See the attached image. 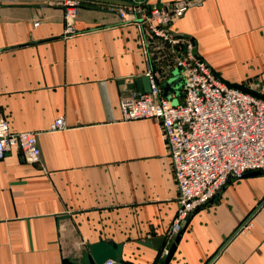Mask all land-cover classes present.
Masks as SVG:
<instances>
[{"label":"crops","instance_id":"0c3cea01","mask_svg":"<svg viewBox=\"0 0 264 264\" xmlns=\"http://www.w3.org/2000/svg\"><path fill=\"white\" fill-rule=\"evenodd\" d=\"M118 3L80 0L68 34L61 0H0V118L40 147L37 162L19 147L0 158V264L83 262L103 239L122 243L123 264H162L173 240L160 123L123 120L119 102L144 92L148 70L173 104L181 81L168 44ZM169 29L222 80H264V0H200ZM59 116L65 128L50 130ZM177 233L165 264H264V172L227 179Z\"/></svg>","mask_w":264,"mask_h":264},{"label":"built area","instance_id":"2783aa9c","mask_svg":"<svg viewBox=\"0 0 264 264\" xmlns=\"http://www.w3.org/2000/svg\"><path fill=\"white\" fill-rule=\"evenodd\" d=\"M61 4L66 33L72 34L80 0H61ZM189 4L180 0L162 8L116 7L122 21L140 20L147 34L168 44L181 81V100L173 104L161 95L154 74L148 70L150 92H133L119 102L123 120L155 118L160 123L176 188L177 208L168 228L169 237L227 179H237L250 170L264 171V99L219 79L195 53L189 38L173 35L169 25ZM249 83L242 85L264 94L260 82L252 81L256 88ZM64 128L62 116L50 126L55 131ZM10 147H19L28 162L40 159L36 133L12 131L6 119L0 118V158ZM167 249L163 247V256ZM112 263V259L105 261Z\"/></svg>","mask_w":264,"mask_h":264},{"label":"water","instance_id":"95a60500","mask_svg":"<svg viewBox=\"0 0 264 264\" xmlns=\"http://www.w3.org/2000/svg\"><path fill=\"white\" fill-rule=\"evenodd\" d=\"M113 1H117L118 4L120 5H139V6H144L148 9L151 8H162V7H168V5L172 2L175 1H180V0H168V1H163V2H154V3H145V2H136L134 0H113ZM182 1H187L189 2V6L193 5V4H197L200 2V0H182ZM173 33V32H172ZM174 36H180V37H185V38H189L188 35L186 34H182V33H173ZM210 67V66H209ZM211 68V67H210ZM212 69V68H211ZM212 71L214 72V70L212 69ZM214 74L221 79L215 72ZM222 80V79H221ZM225 83H227L228 85L237 88L241 91L247 92L255 97L264 99V94L263 93H259L253 89H250L246 86H243L240 83H234V82H228L225 80H222ZM142 82H143V86H144V92L149 93L150 92V80L149 77L146 75L145 77L142 78ZM168 84L167 82H165L163 84V90L165 89V87H167ZM264 171H260V170H250L247 171L245 173H243L242 175H255V174H259L262 173ZM202 206V205H201ZM200 207V206H199ZM198 208V207H197ZM196 208V209H197ZM194 209V210H196ZM179 238V233H176L173 237V240L170 242L168 249H167V253L164 255L163 257V261L162 264H165L167 262V260L169 259L174 247H175V243L177 242ZM160 239V238H159ZM162 239V237H161ZM158 241V239H157ZM87 248L88 251L86 252V261L83 262H76L73 261L72 259L68 258V257H64L62 259V264H105V261L108 259H112L113 261H115L117 264H123L121 261V251H122V243H115L112 240L109 239H103V240H99L96 242H92V243H88L87 244Z\"/></svg>","mask_w":264,"mask_h":264},{"label":"rangeland","instance_id":"374dc122","mask_svg":"<svg viewBox=\"0 0 264 264\" xmlns=\"http://www.w3.org/2000/svg\"><path fill=\"white\" fill-rule=\"evenodd\" d=\"M245 83H246V82H245ZM249 84H250V86L255 87V88H256V86H257V85H254V86H253L252 81H250ZM261 85H262V88L264 89V80L261 81Z\"/></svg>","mask_w":264,"mask_h":264},{"label":"trees","instance_id":"16d2710c","mask_svg":"<svg viewBox=\"0 0 264 264\" xmlns=\"http://www.w3.org/2000/svg\"><path fill=\"white\" fill-rule=\"evenodd\" d=\"M164 48V47H163Z\"/></svg>","mask_w":264,"mask_h":264}]
</instances>
